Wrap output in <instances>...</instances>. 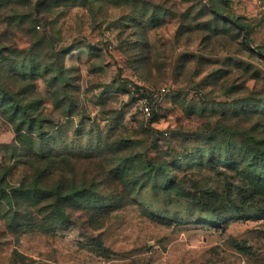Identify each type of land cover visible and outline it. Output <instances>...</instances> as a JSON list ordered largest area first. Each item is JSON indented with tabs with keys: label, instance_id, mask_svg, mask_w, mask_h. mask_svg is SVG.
Here are the masks:
<instances>
[{
	"label": "rangeland",
	"instance_id": "1",
	"mask_svg": "<svg viewBox=\"0 0 264 264\" xmlns=\"http://www.w3.org/2000/svg\"><path fill=\"white\" fill-rule=\"evenodd\" d=\"M38 1L0 0V188L67 222L0 194V264H264V0Z\"/></svg>",
	"mask_w": 264,
	"mask_h": 264
},
{
	"label": "trees",
	"instance_id": "2",
	"mask_svg": "<svg viewBox=\"0 0 264 264\" xmlns=\"http://www.w3.org/2000/svg\"><path fill=\"white\" fill-rule=\"evenodd\" d=\"M43 0L38 1V5H41ZM247 34V33H246ZM245 39H247V35L244 36ZM1 96H0V108L11 113L12 116H22L21 117V126L16 127V132H18L22 126H26L28 128L33 127V121L27 120V109L23 108L17 101L14 100L13 96L10 95L8 92L0 89ZM11 104V105H6V104ZM5 104V105H4ZM14 106H13V105ZM149 166V165H148ZM150 167V166H149ZM26 193V194H25ZM31 193H39L44 196H55L56 197V202L53 205V210H52V215H53V221L56 224H65L66 217L63 215L62 208L60 206V201L61 200H67L70 199V195H66L65 197H62L58 191H48V190H41L38 188L36 184H34L29 191H25L23 188H17V189H11L9 192H6V190L0 188V194H2L9 202L12 200L13 195L15 196H25L27 195L28 197H33V194ZM80 191H74L73 195L78 196ZM16 194V195H15ZM18 226L17 223H14V227Z\"/></svg>",
	"mask_w": 264,
	"mask_h": 264
},
{
	"label": "built area",
	"instance_id": "3",
	"mask_svg": "<svg viewBox=\"0 0 264 264\" xmlns=\"http://www.w3.org/2000/svg\"><path fill=\"white\" fill-rule=\"evenodd\" d=\"M164 93H166V90L162 88L157 93H152V97L154 99H157L160 96L164 95ZM140 111L146 118H149L151 116V107L147 97H143L141 99Z\"/></svg>",
	"mask_w": 264,
	"mask_h": 264
}]
</instances>
